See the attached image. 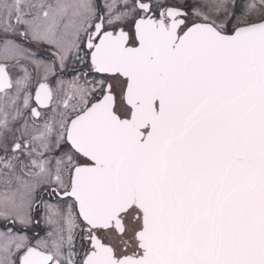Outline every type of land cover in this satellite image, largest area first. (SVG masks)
Wrapping results in <instances>:
<instances>
[{"label":"snow or ice","instance_id":"6c2138e0","mask_svg":"<svg viewBox=\"0 0 264 264\" xmlns=\"http://www.w3.org/2000/svg\"><path fill=\"white\" fill-rule=\"evenodd\" d=\"M0 264H264V0H0Z\"/></svg>","mask_w":264,"mask_h":264},{"label":"flooded vegetation","instance_id":"af4514ba","mask_svg":"<svg viewBox=\"0 0 264 264\" xmlns=\"http://www.w3.org/2000/svg\"><path fill=\"white\" fill-rule=\"evenodd\" d=\"M31 47H32L34 50H38V51L40 52V55H41L42 57L47 58L48 53L45 52V50H44L43 48L37 49L35 45H32ZM53 199H54V198H53ZM39 230L41 231V234H43V226H42V225L40 226V229H39Z\"/></svg>","mask_w":264,"mask_h":264}]
</instances>
